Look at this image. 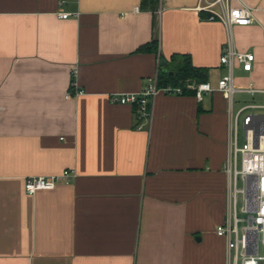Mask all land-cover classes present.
I'll return each instance as SVG.
<instances>
[{"label":"crops","instance_id":"1","mask_svg":"<svg viewBox=\"0 0 264 264\" xmlns=\"http://www.w3.org/2000/svg\"><path fill=\"white\" fill-rule=\"evenodd\" d=\"M200 2L0 0V264H235L217 228L233 206L234 117L264 108L251 101H264V0L233 1L254 21L231 39ZM155 38L157 52L139 50ZM229 41L255 55L233 69L236 87L256 90L235 94L238 110L218 90ZM180 54L207 69L202 101L161 92L149 116L112 101L158 85ZM70 169L69 183L25 190Z\"/></svg>","mask_w":264,"mask_h":264},{"label":"built area","instance_id":"2","mask_svg":"<svg viewBox=\"0 0 264 264\" xmlns=\"http://www.w3.org/2000/svg\"><path fill=\"white\" fill-rule=\"evenodd\" d=\"M201 0L198 9L209 11L211 20L223 22L228 29L230 39L234 25H248L254 21L253 10L247 6L234 5V0H207L205 4ZM218 7V8H217ZM61 18H69L72 13L60 11ZM221 63L229 68V74L223 77L218 84V90L233 104L234 96L240 91L256 92L255 89H239L236 87L233 77V69L238 62L245 71L253 67L255 55L249 52L236 50L231 42H227L221 54ZM195 90V96L202 101L206 93L214 89L208 82L197 85L189 84L188 89ZM181 95L184 89L180 86L167 85L159 87L156 83L145 86L141 91L129 94H114L113 102L132 104L140 108L142 115L149 116V104L151 98L159 93ZM82 90H76L75 94L81 95ZM261 105H247L234 117L232 152L228 171L232 176L233 206L229 219L217 228L220 236L229 239V249L235 252V264H261L264 262V114L247 112L248 109L260 108ZM245 130V142L239 145V123ZM240 159V166H239ZM76 176L74 170H64L56 175H33L25 180V190L29 194H35L40 190H52L63 180L66 183ZM239 181L243 186L239 187ZM242 195L243 205L241 211L237 208L238 196ZM240 212L243 216H240ZM242 223V228H240ZM260 246L263 253L260 254Z\"/></svg>","mask_w":264,"mask_h":264},{"label":"trees","instance_id":"3","mask_svg":"<svg viewBox=\"0 0 264 264\" xmlns=\"http://www.w3.org/2000/svg\"><path fill=\"white\" fill-rule=\"evenodd\" d=\"M158 2L159 0H143V5L155 9ZM139 50L157 52L158 39H153L150 43L142 46ZM173 60V67L169 62H166L164 67H161L158 75V85L164 86L170 84L173 86H180L184 89L185 94H195V90L191 88L188 89V85H197L199 83L206 82L207 69L193 65L191 57L187 54L174 56ZM168 64L171 66V68L166 67ZM261 264H264V262Z\"/></svg>","mask_w":264,"mask_h":264},{"label":"rangeland","instance_id":"4","mask_svg":"<svg viewBox=\"0 0 264 264\" xmlns=\"http://www.w3.org/2000/svg\"><path fill=\"white\" fill-rule=\"evenodd\" d=\"M238 100V96L236 95L235 96V110H238L239 107H240V102L237 101ZM252 102H256V103H263L264 101L260 100L259 98L256 97V99H252L251 100ZM255 112H253V110H250L249 112L251 113H259V114H264V108H257V109H254ZM238 137H239V145H242L244 142H245V130H244V127L242 125V122L240 121L239 123V130H238ZM239 166H240V159H239ZM238 186L239 187H242L243 184L241 181H239L238 183ZM242 205H243V200H242V195L238 196V203H237V208L238 210L241 211V208H242ZM240 216H243V214L240 212ZM242 223H240V228H242ZM259 253L262 254L263 253V248L262 246H260V250H259ZM240 264V263H239Z\"/></svg>","mask_w":264,"mask_h":264},{"label":"water","instance_id":"5","mask_svg":"<svg viewBox=\"0 0 264 264\" xmlns=\"http://www.w3.org/2000/svg\"><path fill=\"white\" fill-rule=\"evenodd\" d=\"M161 63H162V65H165L166 61L163 59Z\"/></svg>","mask_w":264,"mask_h":264}]
</instances>
